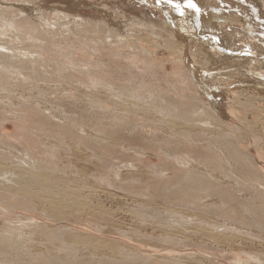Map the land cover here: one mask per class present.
<instances>
[{"label":"rangeland","instance_id":"1","mask_svg":"<svg viewBox=\"0 0 264 264\" xmlns=\"http://www.w3.org/2000/svg\"><path fill=\"white\" fill-rule=\"evenodd\" d=\"M29 1L44 14L47 7L56 6L69 8L65 12L77 15L76 21L95 16L92 19L101 26H107V19L98 15L99 7L111 8L112 25L124 18L128 25L154 24L158 35L177 42L167 46L131 26L136 35L116 49L127 55L138 40L143 41L151 50L138 67L149 71L137 72L118 57L108 60L107 53L114 48L103 52L106 66L91 59L92 67L103 69L97 75L112 80L114 90L155 84L153 91L171 94L168 99L175 104L184 101L178 107L187 112L202 110L204 101L210 111L202 119L212 117L209 122L217 128L190 129L169 102H160L159 107L142 104L135 110L131 95L119 108L110 98L109 111L102 115L84 99L94 93L76 96V102L73 95L66 96L68 86L61 82L40 81L21 88L0 85V232L24 240L22 248L10 251L0 236V264H15L17 255L22 264H247L249 257L255 259L251 264H264V195L256 192L262 182L248 180L258 172L264 175V115L258 113H264V100L257 98H264V2L191 0L202 33L219 38L231 55H261L236 60L217 56L216 62L215 42L198 37L191 14L183 12L182 5L189 0H160L177 5L181 14L149 0ZM89 7L90 12L85 10ZM55 14L51 23L57 21ZM224 17L231 22L227 26L220 25ZM70 49L74 59L82 60L78 64L86 62ZM180 59L194 89L188 94L194 99L166 87H184L182 76L174 75ZM149 63L153 67L146 68ZM145 73L159 81H150ZM241 91L237 105L245 110L235 105L236 116L231 117L229 98ZM250 94L257 100L251 101ZM249 102L255 107L252 111L246 110ZM113 114H120L124 122L115 126ZM186 132L201 139L189 138ZM27 152L46 168L23 167ZM185 162L188 168L177 167ZM25 170L32 174L21 173ZM14 234L6 240H14Z\"/></svg>","mask_w":264,"mask_h":264},{"label":"bare ground","instance_id":"2","mask_svg":"<svg viewBox=\"0 0 264 264\" xmlns=\"http://www.w3.org/2000/svg\"><path fill=\"white\" fill-rule=\"evenodd\" d=\"M41 1H46V0H41ZM149 1L152 2L153 4H156L160 8L161 7H169V8H171L170 10H172L173 12L177 11V14L182 13V12L178 13L179 9H178V7H176L177 5L175 6L174 4H172L169 1H164V2H161L160 0H149ZM258 1L257 2L260 4H262L264 2V0H258ZM31 3L32 2L29 0H0V85L7 86L8 84L9 85L14 84V85L19 86L21 88V87L27 86L28 84H36L37 85V83L40 81H43L46 84L47 83H53V82H58V83L61 82L62 85L68 86V92L66 93V96L71 97L70 95H73L72 96L73 100L76 102L78 101L76 99V96L81 97V96H85L84 93H89V94L94 93L93 96L92 95H91V97L85 96L84 99H85L87 105H89V107H91L92 109H97V110L100 109L101 110L100 112L102 115L104 113H106L107 111H109L108 106H109L110 98H112L114 101L117 102L115 107L119 108V103H121L122 106L129 103L127 101V99L131 95L134 98V101H136L134 104L130 103L131 105H133V107H134L133 109H135V110H139V109L141 110L142 107L139 109H137L136 107L143 106L142 104H145L146 107H152V106L159 107V106H161L160 102H169L170 106L172 103V106L174 107L173 109L177 113V117L180 118L181 120H183L184 123L187 126H189L190 129L193 128L196 130L208 131V130H215V128H217L216 126H212L211 125L212 123L209 122V120L212 119V117L210 119L206 118L207 120L202 119L204 116H208V115H206L207 114L206 112L210 111L208 104L205 103L204 101H201L202 105H203L202 110H200V111L199 110L198 111L192 110L190 112H187L186 110L185 111L181 110V108L179 109V107H178V106L184 105L183 104L184 101H180V102L175 104L171 98L168 99V97L171 96V94H164L163 95L162 93H164V92L161 93V91L159 89H158L159 92L153 91L154 90L153 87L155 84L153 85V87H151V85H150L149 87L147 86V88H145V86L147 84H145L143 81L144 85L143 84H142L143 86L140 85L142 87H133L127 91L114 90V86H113L114 82L112 80L102 79L101 77L102 76L104 77V75H101V77H99L100 75H97V74H100L99 72H101V70L103 71V69L92 67L94 64L90 63L89 60H91V59H92V61H94L95 64H99V66H101V67L106 66L105 65L106 58H103V57H105L106 52L105 53H103V52L107 48L108 49L114 48L115 51H114V49L113 50L110 49L109 52L107 53V55L109 57L108 60L115 61V58L117 59V57H118L121 60H126L129 65H132L134 67V69L137 70V72H138V70L141 73H142V71L146 72V70H148V69L142 70L138 67V63H140L141 60L149 59L148 50L149 49L151 50V48L142 44L143 41L138 40L139 42H137L135 44V46H137V47L133 48V49H128L127 55L125 54V52L123 50L120 52H117L116 49L119 47V45L120 46L125 45L123 42H127V38L132 37V36L134 37L136 35V34L134 35V33L131 31V28H130L131 26H133L134 32H135V30L136 31L144 30V31H146L147 34H149V36L152 35L154 38L160 40L161 43L166 42L167 46L170 45L171 42H177V40H175V39L172 40L169 37H166L164 39V37H162V35L160 33H159L160 35H158L157 34L158 29L156 28V26L154 24H147V23L144 24L140 21H136V22H133L130 25H128V21H126V19L124 18V20L122 22L117 21L118 22V23L116 22L117 25L116 24L112 25L110 20L108 21V19H110L109 18L110 14L108 13L109 12L108 10L111 8H108V10H105L104 8H100L99 6H97V7H99L97 10L98 15L107 19L106 20L107 26L104 24H103V26H101L99 24L101 22H98L99 20L92 19L95 16L91 17V18L86 17L85 20L82 18V19H80V21H78V20L76 21L75 19L78 18L77 15H71L70 16L69 12H68L69 14L65 12L67 8L61 9L59 7H56V6L47 7V10L45 13L46 15H45L43 13V11L41 12L40 8H36L35 5H33ZM188 3H189V1L185 2L182 5V8L184 10L183 12L187 13L188 16H189V14H191V18H192L191 20L194 24V32L196 31V34L198 35V37L203 38L204 41H206V42H215V44H213V48L218 49L217 53L220 54V55H218L215 52L213 53V56L215 57L214 59H216V62L220 61L219 59H217V56L222 57L225 60L226 59L231 60L233 58L235 59V58H238L241 56H243L244 58H247V59L253 58V57L256 59H261V55H259V54H258V56H257V54H255V56H252V55H241L240 56L239 54L238 55H236V54L231 55L230 53L232 50L228 49L227 47H224L222 41H219V38H216V36H213L211 34H207L204 32L202 33L199 26H198L199 23L197 21L196 6H195V8L187 7ZM191 3L194 4L192 1H191ZM105 4H106V2H105ZM36 6H37V4H36ZM76 8H78V7H76ZM85 10H88L90 12V7L86 8ZM54 13H56L55 17H57L56 18L57 21L54 23H51L50 16L53 17ZM60 13L62 14V16H59ZM133 13H134V11H133ZM145 15L148 16L147 12H145ZM91 16H93V15H91ZM144 18H146V17H144ZM147 18L149 19V17H147ZM65 19H68V20H65ZM128 20H130V19H128ZM219 20H222L220 23L221 26H227V24L229 25V23H231L229 18H227V17H224L222 19L220 18ZM59 21H61V22H59ZM114 23H115V20H114ZM111 26H115V28L112 27L113 28L112 29ZM158 32H160V31H158ZM131 33H133V34H131ZM166 36H168V35L166 34ZM107 41H109V42H107ZM157 42H154V43H157ZM201 44H202V46H204V43H201ZM111 45L113 47H111ZM199 46L200 45H198V44L195 45V47L197 49H200L201 46L200 47ZM151 47H153V46H151ZM70 48H72V50H75L76 52H78L79 56L81 55L80 58L85 57L86 62L83 60V63L78 64L82 60L79 58L77 60H81V61H77L76 59H74L73 54L75 52L72 54ZM129 48H132V47H129ZM89 51L91 53H88ZM65 52H67V53H65ZM194 53H197V50ZM243 53H245V52H243ZM243 53H241V54H243ZM231 57H233V58H231ZM62 60H64V61H62ZM175 64H176V65H174L175 67H177V68L179 67V72H174V75L183 77V78L181 77V83L184 87L178 88L176 85H173V84L171 86H170V84H166V87L173 93H176V92L179 93L180 92V95L184 98L194 99L193 97H191L188 94L189 90L191 91L190 92V94H191L194 92V89L190 88L192 83L190 84L189 79L184 74V70L181 68L183 66L182 65V59L177 61V63H175ZM144 66L146 68H151L152 65H151V63H149V64H145ZM105 69L106 68H104V70ZM109 72H110V70H109ZM141 73L138 74L139 76L137 75V73H136V75L141 78L142 77ZM148 73H145V74L148 75V78H150V81L155 83V81H157V78L155 76H153L152 74H148ZM131 74H134V73H131ZM174 75H172V76H174ZM75 76H77V77H75ZM137 76H133L134 79H136L135 77H137ZM131 77H130V79H131ZM184 77H185V79H184ZM158 81H159V79H158ZM162 84H164V83H162ZM133 86H135V84ZM157 86H159V85H157ZM34 88H36V86ZM81 88L85 89V92L84 91L81 92V90H82ZM151 88H153V89H151ZM242 93H243L242 91L238 94L234 93L232 95V98H229L230 103L228 104L229 105L228 110H229V114L231 117L234 115L236 116V114L234 112L235 110H237L238 108L243 109L242 107H238V105H237L239 103L238 98L241 95H243ZM250 93H251V91H250ZM254 94H250V96H251L250 100L251 101L257 100V98L258 99L261 98V100H264V98H262V97L257 96V98H256V96ZM99 96H101V97H99ZM178 97H179V95H178ZM26 101H27L26 99L23 101V102H25L24 105L27 104ZM29 104L30 103L28 101V105ZM235 105H237L238 108H236ZM244 105H246V104H244ZM233 106H235L234 109H233ZM241 109H240V111H241ZM253 109H255V107L253 106L252 103L250 104V102H249V104L246 105V110L252 111ZM187 110H189V109H187ZM244 110H245V107H244L243 111ZM258 111H257L258 113H261L264 115V113L261 110H258ZM237 113H238L237 114V118H238V117H240V115H239L238 111H237ZM49 114H50V112H49ZM120 114H118V115L113 114L114 117L112 116V118H111V121L115 124V126L118 124L120 125V122H122V121L124 122V117H121ZM213 115H214V113H213ZM212 121H214V119ZM95 132L100 133V130L98 128H96ZM186 135L189 138H192L194 136V138L196 140H197V138L201 139V138H199L198 135H192L190 132H186ZM95 140L98 141L96 138H95ZM208 150L211 151V148H208ZM235 152L238 155L239 151H235ZM26 156H27L26 158L28 160H27V162L22 163L24 166L22 164H20V165L17 164L18 166H20V167H21V165L23 167H26L25 165L30 166V168L27 167L28 170H30L32 168H36L35 164L37 165V167H39L41 169H44V167L46 166V165L44 166V164H43V166L40 167L41 165L38 164V161L35 162L33 154H31V152H30V154L27 152ZM13 160H14V158H13ZM219 162H220V160H219ZM181 164H184V163L181 162ZM177 167H182V169H183V167H185V169H186V168H188V163H186L183 166L177 165ZM218 169H221V166H219ZM23 172L25 174H32V173H26V170L21 171V173H23ZM23 176L24 175H22V178H24ZM248 180L250 182H260L261 181L262 182V184H260V186L262 187L261 191L258 189V187L256 185H255V188L257 187L256 192L258 190L259 191L258 193H260L261 195H264V184H263L264 183V175H260V172H258V174H255L253 177L248 178ZM15 184L17 185V183H15ZM0 185H2V184H0ZM13 190H15V189H13ZM7 195H8V193H7ZM1 213H3V212H1ZM13 226H14V224H13ZM13 234L14 233H12V232L11 233L0 232V236L3 239V241H1V242L4 243L6 250L17 251L21 247V245L23 244L24 240L21 239L22 236L17 235V234H14L16 237H14V240H12L11 242H8L6 240L8 237H12L11 235H13ZM16 257L17 258L14 259V263L15 264H22L19 256L17 255ZM251 260H255V259L252 257H249L248 262H246V263L251 264L252 263Z\"/></svg>","mask_w":264,"mask_h":264},{"label":"snow or ice","instance_id":"3","mask_svg":"<svg viewBox=\"0 0 264 264\" xmlns=\"http://www.w3.org/2000/svg\"><path fill=\"white\" fill-rule=\"evenodd\" d=\"M187 7L195 8V5L191 3V0H189V3H188V5H187Z\"/></svg>","mask_w":264,"mask_h":264}]
</instances>
